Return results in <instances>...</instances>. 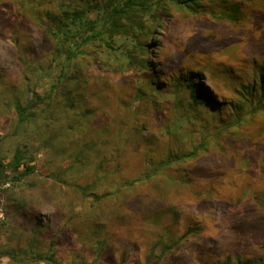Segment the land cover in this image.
Listing matches in <instances>:
<instances>
[{"label":"rangeland","instance_id":"1","mask_svg":"<svg viewBox=\"0 0 264 264\" xmlns=\"http://www.w3.org/2000/svg\"><path fill=\"white\" fill-rule=\"evenodd\" d=\"M88 1L0 0V157L8 162L19 140L35 153L40 178L143 199L120 219L74 225L89 233L90 264H263L264 0H203L196 14L152 0L162 19L142 52L132 30L111 35L102 2L89 17L105 25L114 49L94 40L69 60L56 50L50 17ZM146 59L159 68L142 66ZM195 75L228 101L224 113L193 102ZM15 99L32 102L34 114L18 136ZM7 185L0 182L3 251L21 225ZM65 215L50 207L31 217L60 232L73 226ZM18 231L17 249L37 245L30 230ZM0 264L9 258L0 254Z\"/></svg>","mask_w":264,"mask_h":264},{"label":"trees","instance_id":"2","mask_svg":"<svg viewBox=\"0 0 264 264\" xmlns=\"http://www.w3.org/2000/svg\"><path fill=\"white\" fill-rule=\"evenodd\" d=\"M157 1H162L164 5L161 7L167 10L165 12H168L167 4L187 10L192 14L198 13L199 7L203 6V0ZM102 2L106 3L105 9H110L108 22L113 28L111 35L122 33L126 29L132 30L135 40L133 45L140 52L147 50L150 45H155L154 38L148 43L146 42L153 30L151 24L154 25L162 19L157 3H153L152 0H124L121 6L112 7L110 4L112 0H89L87 7L63 9L61 15L50 17L49 30L55 39L56 50L60 54L73 60L84 52L85 45L94 40H105L107 47L114 49V44L103 38L105 25L99 28L97 19L89 17L91 6H100ZM16 41L18 42V39ZM140 64L144 67L151 66L150 70L159 68L158 63L154 60L150 62L147 59L142 60ZM155 80L162 82L160 78ZM187 86L195 104L209 106L216 114L225 112V104L228 101L218 94V90L212 86L209 78L195 75L193 79L188 80ZM31 105L32 102H28V106H24L19 99H15L16 122L13 125V136L21 134V124L32 120L34 114L30 109ZM49 119L46 128L51 131L53 121L52 118ZM42 127L41 124L40 128L42 129ZM34 160L35 153L31 147L28 144H21L19 140L12 149L8 162L0 157V182L9 184L3 192L5 198L9 200L7 207L21 220V225L12 228L13 238L11 237V241L15 243V247L5 251L0 250L2 256L9 258L10 264H90L92 262L87 258L92 259V257L84 254L85 244L82 241V238L87 237L89 233L79 227H74V225L77 223L90 225V219L112 222L109 218L120 219L121 212L129 211L130 205L134 204L135 208H142L144 205L143 199L132 197L129 190L112 191L100 195L91 191V185L84 186L70 184L66 181L49 180L47 177L40 178L36 173ZM156 172L155 169L154 173L147 175L148 178H151ZM4 177L10 179L2 181ZM105 204L110 207V211L107 212ZM50 207L56 211L57 217L61 213L66 214L65 216H68V220L73 223V226L70 229L64 227L63 231L54 232L50 226L43 227L38 219L31 217V215L39 213L41 209ZM32 223H35V227H30ZM22 228L25 231H31L30 235L35 239L37 245L30 249H17L16 243L22 240L21 231L18 230H22ZM113 234L116 235V231ZM166 252L167 249L163 251L162 255ZM250 262L253 264L252 260Z\"/></svg>","mask_w":264,"mask_h":264}]
</instances>
